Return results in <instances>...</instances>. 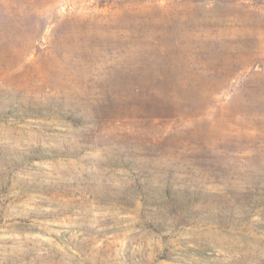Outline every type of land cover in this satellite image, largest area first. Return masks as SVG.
Masks as SVG:
<instances>
[{"label": "rangeland", "instance_id": "374dc122", "mask_svg": "<svg viewBox=\"0 0 264 264\" xmlns=\"http://www.w3.org/2000/svg\"><path fill=\"white\" fill-rule=\"evenodd\" d=\"M0 264H264V0H0Z\"/></svg>", "mask_w": 264, "mask_h": 264}]
</instances>
